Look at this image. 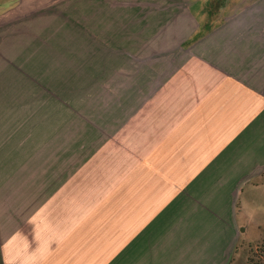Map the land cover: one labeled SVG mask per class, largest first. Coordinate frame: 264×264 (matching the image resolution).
I'll return each instance as SVG.
<instances>
[{"label":"crops","instance_id":"crops-1","mask_svg":"<svg viewBox=\"0 0 264 264\" xmlns=\"http://www.w3.org/2000/svg\"><path fill=\"white\" fill-rule=\"evenodd\" d=\"M129 1L0 0V264H238L264 225V0Z\"/></svg>","mask_w":264,"mask_h":264},{"label":"rangeland","instance_id":"rangeland-1","mask_svg":"<svg viewBox=\"0 0 264 264\" xmlns=\"http://www.w3.org/2000/svg\"><path fill=\"white\" fill-rule=\"evenodd\" d=\"M244 1L245 0H207V2L201 5L207 6L206 8L209 7V11L213 14L209 16V19L211 18L209 21H214L220 20L227 13L239 7ZM190 2L191 0H132L129 1L130 4H139L137 9L126 11L125 9L113 8L112 13L113 18H152L163 20L170 25H175L178 21H187L191 19V23L194 25V16H192L191 12H188ZM184 55L183 51L177 52L175 54L176 59L171 61V64L177 62L181 56ZM254 196L255 202L251 203L250 207L252 209L249 212L255 215L256 219L264 220V188L256 191ZM245 243H247L248 246L245 248L244 254L240 252L238 264H264V225L260 229L256 227L249 230L245 237Z\"/></svg>","mask_w":264,"mask_h":264}]
</instances>
